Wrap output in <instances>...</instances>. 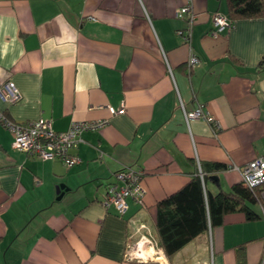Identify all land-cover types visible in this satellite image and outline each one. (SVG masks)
<instances>
[{
  "label": "crops",
  "instance_id": "0c3cea01",
  "mask_svg": "<svg viewBox=\"0 0 264 264\" xmlns=\"http://www.w3.org/2000/svg\"><path fill=\"white\" fill-rule=\"evenodd\" d=\"M187 2L0 0V88L11 80L20 94L0 97V114L46 119L55 131L105 120L83 132L70 167L14 149L0 120V264H258L264 185L251 205L255 219L231 211L169 259L159 246L146 247L155 251L148 259H126L141 234L156 242V202L182 187L197 162L227 166L206 177L216 193L240 183L230 164L264 155V17L215 32L212 17L225 14V1L190 0L187 42L179 32L186 19L175 16ZM198 104L212 122L185 118ZM124 166L144 171L146 194L143 206L128 199L119 214L102 200Z\"/></svg>",
  "mask_w": 264,
  "mask_h": 264
},
{
  "label": "built area",
  "instance_id": "2783aa9c",
  "mask_svg": "<svg viewBox=\"0 0 264 264\" xmlns=\"http://www.w3.org/2000/svg\"><path fill=\"white\" fill-rule=\"evenodd\" d=\"M175 16L186 19V28L180 33H184L187 42L190 41V31L196 20V13L192 9L190 0L179 7ZM212 22L215 32L223 31L231 27V22L226 14L216 11L213 14ZM198 62L194 55L188 58V65L192 67ZM0 97L15 102L19 99L14 83L11 80L6 81L0 88ZM110 113L123 112L124 108L114 109L108 107ZM203 117L208 122L213 119L203 110L202 104L185 113L187 120ZM0 120L3 125L12 134L11 146L14 149L24 151L25 153L37 156L41 159H59L66 167H70L79 161L74 150L82 141L83 132L89 129H98L105 123V120H77L72 121L68 129L64 131H55L49 120L35 119L30 121H11L0 114ZM198 174L202 178L199 162H197ZM228 168L236 170L240 174L241 183L249 189L257 185L264 184V155L257 156L243 165L230 164ZM143 170L132 166H124L114 173V180L106 185L105 195L102 203L105 207L113 206L115 210L122 214L128 207L127 200L130 199L139 206L144 205L146 189L142 183ZM264 196V193H263ZM157 247V243L150 236L141 234L139 238L132 242L126 250L127 260H143L150 258L152 253L145 252L146 247ZM258 264H264V247Z\"/></svg>",
  "mask_w": 264,
  "mask_h": 264
},
{
  "label": "trees",
  "instance_id": "16d2710c",
  "mask_svg": "<svg viewBox=\"0 0 264 264\" xmlns=\"http://www.w3.org/2000/svg\"><path fill=\"white\" fill-rule=\"evenodd\" d=\"M224 1L231 25L239 19L264 17V0ZM199 165L202 178L197 169L182 187L156 202L154 237L168 259L210 227L221 224L228 212L242 211L248 220L259 216L251 205L259 201L262 192L259 186L264 184L249 189L240 181L229 191L212 193L204 186L206 177L227 166L216 161H200Z\"/></svg>",
  "mask_w": 264,
  "mask_h": 264
},
{
  "label": "rangeland",
  "instance_id": "374dc122",
  "mask_svg": "<svg viewBox=\"0 0 264 264\" xmlns=\"http://www.w3.org/2000/svg\"><path fill=\"white\" fill-rule=\"evenodd\" d=\"M149 250H150V249H149ZM150 251H151V250H150ZM150 251L147 252V250H146V248H145V252L149 253ZM152 251H153V250H152ZM153 252H154V251H153ZM151 253H152V252H151ZM161 260H162V259H160V261H161Z\"/></svg>",
  "mask_w": 264,
  "mask_h": 264
},
{
  "label": "water",
  "instance_id": "95a60500",
  "mask_svg": "<svg viewBox=\"0 0 264 264\" xmlns=\"http://www.w3.org/2000/svg\"><path fill=\"white\" fill-rule=\"evenodd\" d=\"M61 187H62V185H60V186L58 187L57 191H59V189H61Z\"/></svg>",
  "mask_w": 264,
  "mask_h": 264
},
{
  "label": "bare ground",
  "instance_id": "6f19581e",
  "mask_svg": "<svg viewBox=\"0 0 264 264\" xmlns=\"http://www.w3.org/2000/svg\"><path fill=\"white\" fill-rule=\"evenodd\" d=\"M161 261H162V260H161ZM161 261H160V262H161Z\"/></svg>",
  "mask_w": 264,
  "mask_h": 264
}]
</instances>
